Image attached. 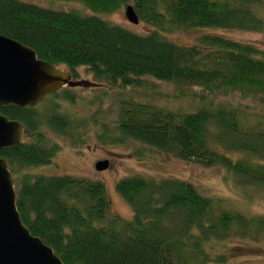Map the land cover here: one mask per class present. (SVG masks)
<instances>
[{
  "label": "trees",
  "instance_id": "obj_1",
  "mask_svg": "<svg viewBox=\"0 0 264 264\" xmlns=\"http://www.w3.org/2000/svg\"><path fill=\"white\" fill-rule=\"evenodd\" d=\"M91 12L59 9L26 0H0V33L34 48L37 56L65 63L74 77L85 65L97 80L140 85L143 76L198 84L193 110H173L127 100L120 103L121 133L183 159L220 163L242 183L264 186V128L244 126L233 96L264 104V58L251 43L220 33H204L193 44L165 34L176 27L261 29L256 12L264 0H83ZM131 3L153 24L140 33L111 22L101 13ZM74 99L63 88L25 108L0 104V111L23 123L21 142L3 147L17 191L16 205L33 234L51 245L65 264H222L213 243L232 230L264 234V215L221 204L186 179L135 173L121 177L117 191L133 209L131 218L110 214L104 181L72 174H44L29 166L50 163L57 150L46 126L62 132L71 120L60 99ZM51 98H54L51 100ZM43 110V111H42ZM46 111V112H45ZM260 119L258 120V122ZM217 141L259 159L232 158L214 148Z\"/></svg>",
  "mask_w": 264,
  "mask_h": 264
},
{
  "label": "rangeland",
  "instance_id": "obj_2",
  "mask_svg": "<svg viewBox=\"0 0 264 264\" xmlns=\"http://www.w3.org/2000/svg\"><path fill=\"white\" fill-rule=\"evenodd\" d=\"M59 9H79L91 12L83 0H26ZM130 3V2H129ZM125 5L102 12L111 22L122 24L134 31L145 33L153 24L140 18L137 23L127 19ZM256 12L264 22V5ZM204 33H220L226 37L251 43L258 50L257 56L264 58V26L261 29L238 27H176L165 29V34L174 41L193 44ZM59 67L69 69L65 63ZM79 83L65 85L71 88L74 99H60V110L68 114L69 125L58 132L46 126V139L57 145L50 163L32 165V172L44 174H72L87 176L104 181L110 198V214L131 218L133 209L117 191V181L126 175H172L191 181L205 195L212 196L229 207L240 210L249 216L264 215V186L259 183H242L239 175L229 171L220 163L205 164L195 159H183L171 152L147 144L125 135L116 127V119L121 102L135 100L173 110H193L198 105L194 99L196 91L202 90L198 84L186 85L181 93V85L171 80L143 76L140 85H115L97 80L85 65L75 68ZM54 98H51L53 100ZM232 102L244 111L241 118L244 126L254 129L264 128V104L253 99L233 96ZM49 100L39 104L47 109ZM43 111V110H42ZM46 112V111H45ZM260 121L258 122V120ZM24 138V136H23ZM211 145L232 158L259 159L240 150L228 149L217 141ZM107 158L105 169L95 168L97 159ZM223 202V203H222ZM211 255L224 254L222 264H264V234L261 232L240 233L232 230L213 243Z\"/></svg>",
  "mask_w": 264,
  "mask_h": 264
},
{
  "label": "water",
  "instance_id": "obj_3",
  "mask_svg": "<svg viewBox=\"0 0 264 264\" xmlns=\"http://www.w3.org/2000/svg\"><path fill=\"white\" fill-rule=\"evenodd\" d=\"M125 15L133 23L139 20L131 3L125 5ZM79 82L70 69L38 57L31 46L0 33V104L33 106L63 86ZM24 132L20 120L0 111V150L21 142ZM108 165L107 158L95 162L98 170ZM16 197L14 178L0 154V264H65L53 247L23 222Z\"/></svg>",
  "mask_w": 264,
  "mask_h": 264
},
{
  "label": "flooded vegetation",
  "instance_id": "obj_4",
  "mask_svg": "<svg viewBox=\"0 0 264 264\" xmlns=\"http://www.w3.org/2000/svg\"><path fill=\"white\" fill-rule=\"evenodd\" d=\"M72 76H73V73H72ZM73 78H74V79H77V78L74 77V76H73ZM49 95H50V94H49ZM44 98H45V97H44ZM44 98H43V100H44ZM43 100H41V101H43ZM41 101H40V102H41ZM40 102H38V103H40ZM38 103H37V104H38ZM35 105H36V104H35ZM23 136H24V135H23ZM11 173H12V172H11ZM12 176H13V174H12Z\"/></svg>",
  "mask_w": 264,
  "mask_h": 264
}]
</instances>
